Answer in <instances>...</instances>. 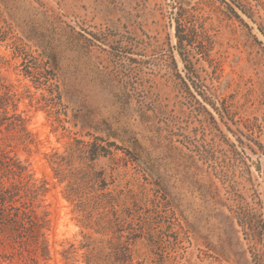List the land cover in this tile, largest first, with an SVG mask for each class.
I'll use <instances>...</instances> for the list:
<instances>
[{"label":"rangeland","instance_id":"obj_1","mask_svg":"<svg viewBox=\"0 0 264 264\" xmlns=\"http://www.w3.org/2000/svg\"><path fill=\"white\" fill-rule=\"evenodd\" d=\"M224 1L0 0V264H84L78 169L134 263L264 264V0Z\"/></svg>","mask_w":264,"mask_h":264},{"label":"trees","instance_id":"obj_2","mask_svg":"<svg viewBox=\"0 0 264 264\" xmlns=\"http://www.w3.org/2000/svg\"><path fill=\"white\" fill-rule=\"evenodd\" d=\"M223 3L231 9V11L234 13L235 17L244 24L243 19L237 12H235L228 4L223 0ZM235 7L247 18L253 19L252 14L248 12V10L239 2H236L234 4ZM185 10L181 6L177 8L176 15L178 18H176V49L179 56L180 61L183 64V69L186 70V73L189 74L191 72V69L193 68L194 62L192 60V57L188 55L187 52V45L191 44V40H188L183 36L181 33L183 30H181V25L179 24V18L183 16ZM259 31L264 36V28L262 26H259ZM195 31L192 30V33ZM172 65L175 70V75L180 79V82L183 86L188 90L187 83L184 81V79L180 76V74L177 72V64L172 58ZM89 147V148H88ZM88 149H86V152L89 156V159L94 160L98 156V152L96 150V144H88ZM82 171V169H78L77 172L69 171L68 173H65L61 176V181H67L68 184V195L66 196L69 200H72L75 202V206L79 207L80 204H83L85 202L86 208L89 207L88 211H85L86 208L83 209L84 213H82L81 217V223L84 225L85 228L92 229V232L94 234H97L101 236L100 239H92L90 240L91 234H84V246L87 247V251L82 253V258L84 264H142L140 262H133L132 254L130 253L129 244L130 241H134L136 239V235L133 236V238H130L129 235H123L120 233L118 226L116 225V218L113 213L110 214V212H105L104 214L100 215L98 218H94L92 216V206H94V202H91V199L88 200H81L78 196V192L82 190L83 188H89L90 183H94L95 185H98L99 190L101 191L99 195H102L106 197L105 199L100 198L98 201L100 204H111V206L117 205L120 201V198L115 197L112 195L107 189L108 182L103 176V172H95L92 170H88L87 172H83L84 177L81 179L78 178V172ZM80 174V173H79ZM75 181V183H74ZM101 196V197H102ZM261 225L264 223L262 220H260ZM257 221V224L255 222H248L249 227L254 229L255 227H260V224ZM247 223V222H246ZM242 226L244 228L246 227L245 224L242 223ZM255 230V229H254ZM83 246V247H84Z\"/></svg>","mask_w":264,"mask_h":264}]
</instances>
